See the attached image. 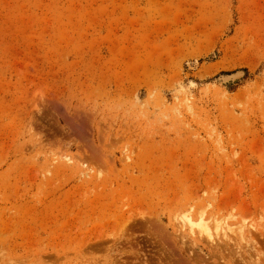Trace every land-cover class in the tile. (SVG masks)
Masks as SVG:
<instances>
[{
    "label": "rangeland",
    "instance_id": "obj_1",
    "mask_svg": "<svg viewBox=\"0 0 264 264\" xmlns=\"http://www.w3.org/2000/svg\"><path fill=\"white\" fill-rule=\"evenodd\" d=\"M0 264H264V0H0Z\"/></svg>",
    "mask_w": 264,
    "mask_h": 264
},
{
    "label": "bare ground",
    "instance_id": "obj_2",
    "mask_svg": "<svg viewBox=\"0 0 264 264\" xmlns=\"http://www.w3.org/2000/svg\"><path fill=\"white\" fill-rule=\"evenodd\" d=\"M204 219H201V221L199 222H196L195 220L191 219L189 216L187 217H184L183 218V224H182V227L183 226H187L189 228L190 231H194L195 227L197 226L198 229L196 231L199 232V234H205L208 238H214V234L212 233L211 229L206 226L204 223V225L202 224ZM198 221V220H197ZM206 223V221H205ZM207 224V223H206ZM186 227V228H187ZM225 231V230H224ZM218 234V233H217ZM218 236V235H217ZM216 237V236H215Z\"/></svg>",
    "mask_w": 264,
    "mask_h": 264
}]
</instances>
